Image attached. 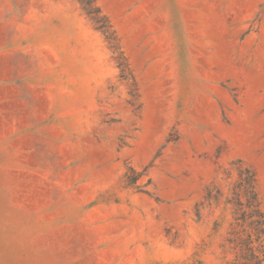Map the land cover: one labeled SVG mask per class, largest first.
Instances as JSON below:
<instances>
[{"label": "rangeland", "instance_id": "1", "mask_svg": "<svg viewBox=\"0 0 264 264\" xmlns=\"http://www.w3.org/2000/svg\"><path fill=\"white\" fill-rule=\"evenodd\" d=\"M237 167L264 0H0V264H232Z\"/></svg>", "mask_w": 264, "mask_h": 264}, {"label": "trees", "instance_id": "2", "mask_svg": "<svg viewBox=\"0 0 264 264\" xmlns=\"http://www.w3.org/2000/svg\"><path fill=\"white\" fill-rule=\"evenodd\" d=\"M100 28L103 36H110L104 23ZM237 169L238 179L228 201L233 216L226 243L237 256L232 264H264V216L255 189L254 175L247 168Z\"/></svg>", "mask_w": 264, "mask_h": 264}]
</instances>
